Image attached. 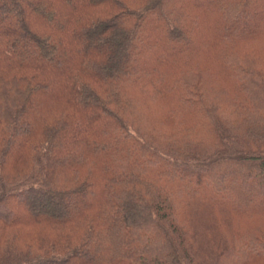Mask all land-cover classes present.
I'll return each instance as SVG.
<instances>
[{"label":"trees","instance_id":"1","mask_svg":"<svg viewBox=\"0 0 264 264\" xmlns=\"http://www.w3.org/2000/svg\"><path fill=\"white\" fill-rule=\"evenodd\" d=\"M198 1L0 0V264H264V0Z\"/></svg>","mask_w":264,"mask_h":264},{"label":"rangeland","instance_id":"2","mask_svg":"<svg viewBox=\"0 0 264 264\" xmlns=\"http://www.w3.org/2000/svg\"><path fill=\"white\" fill-rule=\"evenodd\" d=\"M181 2H183L182 4H186L187 2L186 0H181ZM206 3V0H199L198 3L196 4L197 7H203ZM185 7V6H184ZM253 18V22L252 23H245L242 22L240 23V25H238V27L235 28V30L233 31V33L240 35L243 31H245L246 33L251 34L254 31V26L253 24L255 23V20H259L262 16L260 13L255 12L252 16ZM198 174V172H193L190 175L187 176V179H189V181H191L192 178H194V176ZM213 176L218 177L219 174H213ZM239 188V187H238ZM43 202V200H42ZM89 203H91V201H88ZM33 203H36V201H33ZM56 214H62L61 212H57ZM18 216H21L20 214Z\"/></svg>","mask_w":264,"mask_h":264}]
</instances>
